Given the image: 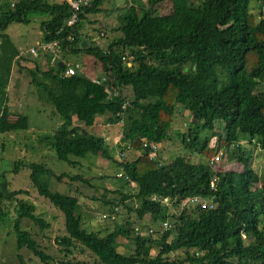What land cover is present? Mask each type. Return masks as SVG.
Listing matches in <instances>:
<instances>
[{
	"label": "trees",
	"instance_id": "obj_1",
	"mask_svg": "<svg viewBox=\"0 0 264 264\" xmlns=\"http://www.w3.org/2000/svg\"><path fill=\"white\" fill-rule=\"evenodd\" d=\"M105 1L113 2L93 0L68 26L67 0H0V135L28 129L26 115L9 119L7 85L17 50L5 30L14 22L44 18L43 41L57 39L64 53L95 57L105 80L95 83L82 72L64 76L62 62L50 66L47 61L40 68L34 61L30 72L37 98L52 106L62 127L39 141L69 165H81L91 156L111 159L134 181L131 185L116 175L122 182L118 190L95 188L110 205L113 228L85 227L80 196L50 189L51 179L64 175L90 184L83 175L55 174L45 163L20 159L11 170L27 167L38 194L62 212L66 232L56 240L66 256L78 243L101 264H264V172L253 163L254 150L264 154V0H168L164 12L157 9L165 0H131L109 9ZM103 9L106 15L116 12L118 34L106 45L86 41L82 47L83 19ZM106 85L116 94L108 97ZM179 111L190 119L176 123ZM98 115L109 126H119V144L92 131ZM174 140L181 150L165 158L162 147ZM219 153L230 161L210 165ZM7 173L0 170V222L13 221L16 248L31 250L43 264H75L72 259L53 261L21 228L23 218L40 228L48 223L18 197L26 190L10 188ZM193 196L209 202L179 209ZM133 198L136 203H126ZM120 204L127 209L122 222L115 218ZM133 215L149 216L151 224L133 226ZM165 220L170 227L162 230ZM118 244L129 252L118 251ZM152 246L158 247L155 255Z\"/></svg>",
	"mask_w": 264,
	"mask_h": 264
},
{
	"label": "rangeland",
	"instance_id": "obj_2",
	"mask_svg": "<svg viewBox=\"0 0 264 264\" xmlns=\"http://www.w3.org/2000/svg\"><path fill=\"white\" fill-rule=\"evenodd\" d=\"M48 1L54 2L59 0ZM168 6L169 1L165 0L157 9V11L164 12ZM106 17V12L103 9L99 13L88 14L87 17L83 19V25L87 23L88 33L91 35L89 43L91 42L100 45H106V43L109 42L108 40L118 34L113 28L114 25H117L114 21V18ZM37 24L38 20H36V18L31 19L28 24L12 23L10 29H7V32L9 34H14L12 29H17L18 33L22 35V37H20V44L26 49L29 46L34 45L37 40L41 39L42 32H39ZM107 27L109 28L107 32L104 31L105 37L101 36L100 33L102 29L106 30L105 28ZM92 36H98V42H96V40H92ZM65 58L69 63H81L83 55L78 53H68L65 55ZM33 60L38 61V59L35 58ZM84 64L87 65V67L82 65V68L84 69L82 71L86 76L93 78L94 76L98 77L103 75L101 70V62L95 57L90 56V61H86ZM44 66H46V64L42 63L41 68H44ZM92 71H97V73L99 71L100 73L97 76V74L93 73ZM20 75L21 74H19V76ZM22 77L24 80L21 83V87L19 83L17 87L14 88L11 86L8 89V100L11 108L9 119L13 121L20 114L26 115L28 117V129L25 131L10 133L7 137L0 135V170H2L4 167L8 172L7 178L9 180L11 189H23L27 191V194H19L18 197L28 205H33L34 214L37 217L44 219V221L48 223V227L40 228L32 220L23 218L21 221V228L30 232L32 238L37 242L39 249L50 255L53 258V261L55 260V262L72 259L74 260L75 264H101L93 253L78 243H76L77 247L73 249L72 254L66 256L63 251V246L60 245L56 240L57 236L66 232L65 220L62 212L51 202H49L47 198H44L38 194L37 189L33 186L29 178L30 170L27 167L23 165L20 166L18 172L16 173L11 170V167L15 161L20 159L24 163H45V165H47L55 174L66 173L71 176L76 174L83 175L86 179H88L90 184L85 183L77 178L71 179L64 175L59 181L52 178L50 181V189L52 191H58L65 194L79 195V210L81 212L83 225L96 230H103L106 228L112 229L113 220L109 219L108 217L110 215V212H108L110 205L103 203L102 199H100V193L102 191L96 193L95 188L99 186L111 191L118 190L121 187L122 182L119 181V178L116 175L121 169H118L111 159L107 160L100 156H91L90 158L83 159L81 165H69L57 159L55 151L47 146L45 142H40L39 137H42L44 134H51L54 132V130L60 126V118L58 114L53 111L52 106L43 100H38L34 85H32L30 82L25 83L27 81L26 72ZM12 80H14V78H12ZM19 88L22 89L19 90ZM126 92V95L130 97L129 91ZM189 119L190 117L188 112L181 113L179 111L175 114L176 123H179V121L182 120L181 123L183 124ZM181 123L177 129H181ZM121 124L122 122H120V125ZM92 131L103 136V138L109 144L111 143L114 145L120 143L121 130L119 129V126H109L104 121V116L102 115L97 117ZM213 141H215L214 137L211 138V145L213 144ZM179 149L181 150L179 142L174 140L173 143L171 141L164 143L162 147V153L164 156H166L165 158H167V154H171L173 151ZM255 153H258V155ZM254 155V167L259 173L261 172L262 174V172H264V154L254 150ZM229 161L230 159L228 154H226L219 164L226 165ZM101 176H103V179L99 178ZM93 195H97L98 198L92 199ZM111 196L115 197L116 201H118L120 198V196L115 193L107 194L108 198ZM133 202L136 203L134 198L126 200V203L128 204ZM118 209L119 211L115 218L118 220V222H122L127 216V209L121 204L119 205ZM131 220H133V226L137 227L151 224L149 216H144L143 219H138L135 217V215H133ZM117 249L123 253L129 252L128 249L120 244H118ZM157 251L158 247L152 246L150 253L151 255H155ZM17 254L23 257V262H20ZM0 264H43L39 258L32 253L31 250L27 248H22L19 250L16 248V237L14 234L13 221L10 219H6L4 223L0 222Z\"/></svg>",
	"mask_w": 264,
	"mask_h": 264
},
{
	"label": "built area",
	"instance_id": "obj_3",
	"mask_svg": "<svg viewBox=\"0 0 264 264\" xmlns=\"http://www.w3.org/2000/svg\"><path fill=\"white\" fill-rule=\"evenodd\" d=\"M127 1L130 2L131 0H127ZM67 2L70 7V16L67 19L66 23L68 26H72L79 20V15L82 12L83 8L91 6L93 0H67ZM68 39H73V38L72 36H68ZM28 52L33 58L38 59V61H43L45 63H47L48 61V64L50 66H54L55 64L62 62L63 64H65V70L63 73L64 76H70L77 72H82L83 70L82 63L76 62L73 64V63H69L68 61H64L60 58L61 48H60V43L57 39L52 41H40L34 46H31L28 49ZM91 80L99 84L105 80V76L101 75L99 77H93L91 78ZM105 92L107 93L108 97L111 96L112 94H116V92L113 93V91L108 85L105 86ZM126 147L129 148V145L127 144ZM154 154H155L154 152L150 153L151 156H153ZM221 154L222 153H219L213 156L209 161V164L210 165L218 164L219 161L221 160ZM120 155L122 157L124 155V152H122ZM117 176L119 177L123 176L126 181H128L131 185H134V181L125 172H123L122 169L119 172H117ZM215 179H216L215 177L212 178L211 188L214 187ZM163 200L164 199H162L161 201ZM167 202H168L167 199H165V203ZM207 202H209V199H202L199 196H193L192 198L187 199L184 202H181L178 207L179 209H182L185 206L188 207L189 204H194V205L200 204L202 207H204L207 205ZM169 227H170L169 221L165 220L162 222L161 224L162 230H165ZM149 231L151 232V230Z\"/></svg>",
	"mask_w": 264,
	"mask_h": 264
},
{
	"label": "crops",
	"instance_id": "obj_4",
	"mask_svg": "<svg viewBox=\"0 0 264 264\" xmlns=\"http://www.w3.org/2000/svg\"><path fill=\"white\" fill-rule=\"evenodd\" d=\"M36 1V0H35ZM48 0H41V2H47ZM62 1V0H61ZM60 0L59 1H54V2H50V1H48V2H50V3H58V2H61ZM113 2H108V1H105L104 3H105V6H106V8L107 9H109L110 7L111 8H114L115 7V5H124V3L125 2H127V0H123V2H122V0H112ZM128 3H129V1H128ZM130 3H131V1H130ZM112 4V5H111ZM113 4H114V6H113ZM113 11V10H112ZM115 17H116V12L115 11H113V13H112V15H110V14H108L107 15V17L106 18H114V21L116 22V20H115ZM34 18H36V20H38V24H37V27L39 28L38 30H39V32L41 33L42 32V24H41V22H42V20L44 19V18H39V17H32L31 19H34ZM31 21V20H30ZM88 22H90V21H88ZM14 23H18V22H14ZM91 23V22H90ZM12 24V23H11ZM11 24H9L8 26H7V28H6V30H5V32L8 34V37H9V40H10V42H11V44H12V47L13 48H15L16 50H17V53L15 54V56H14V60H13V64H12V67H11V75H10V80H9V84L7 85V92H8V89L12 86V87H17V85L20 83V87L22 86V81L24 80L23 79V74L26 72V74H27V77L29 78V80H28V78L26 77V79H27V81L25 82V83H27V82H30L31 84H32V82H31V78H32V75H31V72H30V68H33L36 64L34 63V58L29 54V52H28V49L31 47V46H34L35 44H37L38 42H40V41H43V32H42V36H41V34L39 33V35L41 36V39L40 40H37L36 42H35V44L34 45H31V46H29L28 48H23V46L20 44V37H22V35L21 34H19L18 33V30L17 29H12V32L14 33V34H12V33H8L7 32V29H10V26H11ZM94 26V25H93ZM115 26V25H114ZM114 26H113V28H114ZM108 28L109 27H107V28H105L106 30H103L104 29V27H103V29H102V31H101V33H100V35L101 36H104V34H105V32L104 31H106L107 32V30H108ZM17 30V31H16ZM37 30V29H36ZM90 30V29H89ZM90 33H88V29H87V23L85 24V25H83V21H82V27H81V29H80V37H81V39H82V41H88L89 42V39H90ZM14 37V38H13ZM105 37V36H104ZM13 38V39H12ZM91 39L92 40H96V41H98V36H96V37H91ZM91 41V40H90ZM0 45H1V39H0ZM86 45H87V42H86ZM0 52H1V48H0ZM66 54H68V53H64L63 51H61V53H60V58L62 59V60H64V61H66V58H65V55ZM74 54H77V53H74ZM78 54H81V55H83V58L81 59V63H82V65H84L85 67H87V65H85L84 63L86 62V61H90V56L91 55H88V54H86V53H81V52H79ZM65 58V59H64ZM40 63V64H39ZM42 63H44V62H41V61H38V64L40 65V68L42 67L41 65H42ZM59 64V63H58ZM83 67V66H82ZM84 70V69H83ZM101 70H102V66H101ZM93 72V71H92ZM82 73H84L83 71H82ZM93 73H96L97 74V76H98V74L100 73L99 71H98V73H97V71L96 72H93ZM19 74H21L20 76H19ZM85 74V73H84ZM26 76V75H25ZM95 77V76H94ZM12 78H14V80H12ZM33 85V84H32ZM22 88H19V90H21ZM8 98H9V93H8ZM7 104H8V107H9V110L11 109L10 108V105H9V100H8V102H7ZM98 116H100V115H98ZM97 116V117H98ZM97 117H96V120H97ZM61 122V121H60Z\"/></svg>",
	"mask_w": 264,
	"mask_h": 264
},
{
	"label": "water",
	"instance_id": "obj_5",
	"mask_svg": "<svg viewBox=\"0 0 264 264\" xmlns=\"http://www.w3.org/2000/svg\"><path fill=\"white\" fill-rule=\"evenodd\" d=\"M122 2H123V0H122ZM81 46H82V47H85V46H86V41H82ZM59 65L61 66L62 63L59 62ZM59 129H62V127H59Z\"/></svg>",
	"mask_w": 264,
	"mask_h": 264
}]
</instances>
